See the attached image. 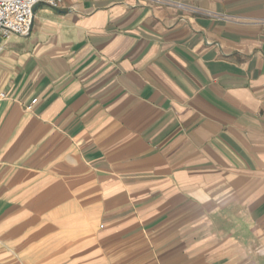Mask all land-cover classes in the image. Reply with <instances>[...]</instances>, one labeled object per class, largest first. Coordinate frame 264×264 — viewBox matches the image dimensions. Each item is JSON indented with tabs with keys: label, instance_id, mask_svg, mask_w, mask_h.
<instances>
[{
	"label": "crops",
	"instance_id": "obj_1",
	"mask_svg": "<svg viewBox=\"0 0 264 264\" xmlns=\"http://www.w3.org/2000/svg\"><path fill=\"white\" fill-rule=\"evenodd\" d=\"M0 264H264V0H66L0 50Z\"/></svg>",
	"mask_w": 264,
	"mask_h": 264
},
{
	"label": "built area",
	"instance_id": "obj_2",
	"mask_svg": "<svg viewBox=\"0 0 264 264\" xmlns=\"http://www.w3.org/2000/svg\"><path fill=\"white\" fill-rule=\"evenodd\" d=\"M66 0H0V50L4 41L13 36L31 33L35 8L46 5L58 8Z\"/></svg>",
	"mask_w": 264,
	"mask_h": 264
},
{
	"label": "water",
	"instance_id": "obj_3",
	"mask_svg": "<svg viewBox=\"0 0 264 264\" xmlns=\"http://www.w3.org/2000/svg\"><path fill=\"white\" fill-rule=\"evenodd\" d=\"M37 8V7H36ZM36 8H35V10H36Z\"/></svg>",
	"mask_w": 264,
	"mask_h": 264
}]
</instances>
